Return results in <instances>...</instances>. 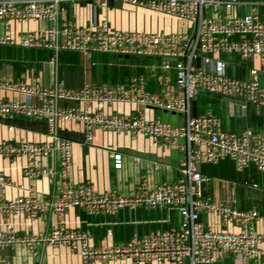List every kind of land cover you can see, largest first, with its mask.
I'll use <instances>...</instances> for the list:
<instances>
[{"label": "built area", "instance_id": "built-area-1", "mask_svg": "<svg viewBox=\"0 0 264 264\" xmlns=\"http://www.w3.org/2000/svg\"><path fill=\"white\" fill-rule=\"evenodd\" d=\"M117 3L166 16L181 22L183 27L167 32L112 27L106 11ZM83 5L90 9L88 21L71 19V8ZM247 7L249 10L242 12ZM260 9H264V0H0L1 45L87 55L139 56L147 60L144 67L160 74L165 86L169 81L175 84L169 95L161 96L148 91L143 76L135 77L127 88L96 83L85 84L78 90L65 88L63 81L52 87L0 77V91L17 96L0 97V114L42 118L51 138L46 143L3 140L0 156H24L25 173L36 177L55 173L44 167L35 168L36 159L57 154L58 173L66 181L72 165V142L56 131L61 120L82 123L87 139L95 128L114 130L146 137L152 147L178 149L185 154L175 180L161 182L152 189L141 183L130 195L99 194L91 183L85 182L66 183L58 193L46 197H38L29 189L25 195L5 199V189L13 183L0 171L3 216L26 215L34 220L47 211L63 213L69 207L98 214L137 206L172 207L179 215L176 226L148 235L133 234L127 241L106 248L92 246L88 230L68 229L59 224L49 231L19 234L13 223L6 222L0 229V248L25 246L34 257L36 246L67 245L78 254L80 264L126 258L132 264H218L228 254L242 263L250 259L264 263V215L204 195L202 185L206 176L199 169L201 165H217L229 159L237 171L253 167L264 174V15ZM30 21H42L46 26H13ZM256 58L260 60L258 65L252 62ZM202 94L244 101L245 104L237 103L246 110L254 105L258 128H225L210 102L194 116L192 103H197ZM115 104L152 107L155 112L147 116L141 112L124 115L103 111ZM162 112L175 114L180 122L173 124L162 119ZM121 157L120 152L114 153L115 168L121 167ZM251 186L258 188L256 183ZM201 213L218 216L224 225L238 230H216L200 220ZM0 264L10 263L0 257Z\"/></svg>", "mask_w": 264, "mask_h": 264}, {"label": "crops", "instance_id": "crops-1", "mask_svg": "<svg viewBox=\"0 0 264 264\" xmlns=\"http://www.w3.org/2000/svg\"><path fill=\"white\" fill-rule=\"evenodd\" d=\"M249 8H242L248 11ZM128 6H111L106 15L112 27L145 31H173L183 27L174 19L146 11L136 13ZM264 15V9L259 10ZM102 13V11H100ZM90 9L87 5L71 8V19L87 22ZM103 14V13H102ZM17 29H37L46 26L45 22L13 23ZM3 34L0 22V37ZM95 61L96 64H92ZM252 62L260 64L259 58ZM145 58L133 55H115L97 53L87 55L70 50L32 49L0 44V77L13 82L28 84L40 83L45 86H59L64 82L67 89L78 90L85 84H120L127 88L137 76H143L148 91L153 94L169 95L174 82L164 85L159 73L148 70ZM264 84V79H262ZM166 84V83H165ZM0 97L15 99L11 92L0 91ZM200 97V96H199ZM197 98V113L205 110L207 103ZM212 110L223 119L228 129L250 126L258 128L259 117L252 109H242L237 102L218 98ZM205 102V103H204ZM61 105H72L61 102ZM105 113L131 115L141 112L152 116V107H141L135 104H115L103 108ZM163 113V114H162ZM162 116L173 124L180 122L178 116ZM233 113V116H229ZM11 127V129H8ZM56 131L60 137L72 142V165L68 179L59 176L60 168L57 154L41 156L36 159L35 168L44 167L55 173H42L29 177L24 171V156H0V171L12 181V186L5 189L4 198L13 199L27 194L29 189L38 197H46L58 193L66 183L72 185L89 182L99 193L133 194L141 183L148 189L161 182L175 180L179 174V166L184 160V152L178 149H159L152 147L148 138L132 136L127 132L95 128L87 139V132L80 122L59 121ZM44 119L26 117L24 115L0 114V142L46 143L50 141ZM120 152L121 167L115 168L114 153ZM200 171L206 176L202 191L213 199L225 201L240 209H255L264 215V174L249 167L237 171L229 159H223L217 165H201ZM243 182H247L244 184ZM233 183H235L233 187ZM256 183L258 188L251 186ZM200 220L216 230L236 231L237 227L224 225L218 216L201 213ZM6 222L14 224L19 234L49 231L59 224L68 229L88 230L91 234V245L106 248L127 241L133 234L148 235L156 231L166 230L179 223L177 210L172 207L147 208L144 206L123 207L115 212L89 214L79 207H69L63 213L47 211L34 220L28 216H3L0 214V229ZM264 227V226H262ZM110 232V233H108ZM33 257L25 246L0 248V257L10 264H80L78 254L67 245L36 246ZM97 264H132L129 259L100 261ZM152 264H170L153 262ZM218 264H264L260 259H250L245 263L233 254H228Z\"/></svg>", "mask_w": 264, "mask_h": 264}, {"label": "rangeland", "instance_id": "rangeland-1", "mask_svg": "<svg viewBox=\"0 0 264 264\" xmlns=\"http://www.w3.org/2000/svg\"><path fill=\"white\" fill-rule=\"evenodd\" d=\"M130 8H131V7H130ZM132 9H134V8H132ZM135 10H136V9H135ZM135 12H136V13H141V10H136ZM200 97H201L204 101L212 103L213 106H215V104L219 101L218 97L213 96V95L202 94ZM200 97H199V98H200ZM201 98H200V100H201ZM204 103H205V102H204ZM165 113H166L167 115H172V116H175V117H176L175 114H171V113H168V112H165ZM162 114H163V113H162ZM162 114H161V118H162V119H164V120H169V119H166L164 116H162Z\"/></svg>", "mask_w": 264, "mask_h": 264}, {"label": "water", "instance_id": "water-1", "mask_svg": "<svg viewBox=\"0 0 264 264\" xmlns=\"http://www.w3.org/2000/svg\"><path fill=\"white\" fill-rule=\"evenodd\" d=\"M117 7H122V5L120 3H117L116 4ZM218 98H220L218 96ZM223 100H226V101H230V102H233V101H236V102H239L240 104H245L244 101H239V100H234L232 97H222ZM193 108H192V114L195 116L197 114V108H196V101H193ZM251 109H254V105H249Z\"/></svg>", "mask_w": 264, "mask_h": 264}]
</instances>
